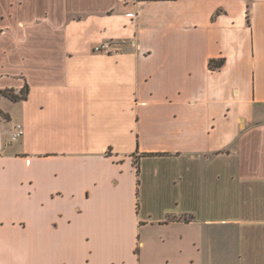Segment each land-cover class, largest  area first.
<instances>
[{
	"label": "crops",
	"instance_id": "obj_1",
	"mask_svg": "<svg viewBox=\"0 0 264 264\" xmlns=\"http://www.w3.org/2000/svg\"><path fill=\"white\" fill-rule=\"evenodd\" d=\"M26 85L0 264H264V0H0Z\"/></svg>",
	"mask_w": 264,
	"mask_h": 264
},
{
	"label": "trees",
	"instance_id": "obj_2",
	"mask_svg": "<svg viewBox=\"0 0 264 264\" xmlns=\"http://www.w3.org/2000/svg\"><path fill=\"white\" fill-rule=\"evenodd\" d=\"M210 65L212 67H220L222 63H218L215 60H211ZM29 94V86L26 85L20 92H16L14 89H5L0 90V98L1 96H6L10 98L12 101H20L27 99ZM0 115L3 117H7V114L0 108Z\"/></svg>",
	"mask_w": 264,
	"mask_h": 264
},
{
	"label": "built area",
	"instance_id": "obj_3",
	"mask_svg": "<svg viewBox=\"0 0 264 264\" xmlns=\"http://www.w3.org/2000/svg\"><path fill=\"white\" fill-rule=\"evenodd\" d=\"M94 50L97 52H105L108 54L113 53L114 51H118L116 48L113 47V43L111 41L96 44L94 46ZM22 134H23V126L22 124L18 123L16 124L14 130L12 131L10 142L18 140L22 136Z\"/></svg>",
	"mask_w": 264,
	"mask_h": 264
}]
</instances>
